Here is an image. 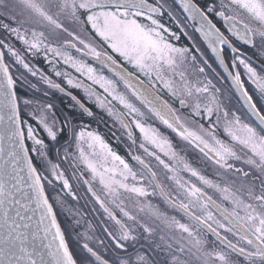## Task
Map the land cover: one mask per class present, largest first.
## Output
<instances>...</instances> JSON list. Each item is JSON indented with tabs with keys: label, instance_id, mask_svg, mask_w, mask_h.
Segmentation results:
<instances>
[{
	"label": "flooded vegetation",
	"instance_id": "flooded-vegetation-1",
	"mask_svg": "<svg viewBox=\"0 0 264 264\" xmlns=\"http://www.w3.org/2000/svg\"><path fill=\"white\" fill-rule=\"evenodd\" d=\"M4 1L20 11L26 7L23 0ZM61 1L49 0L41 11L45 26L31 33L34 38L27 43L0 24V45L15 80L28 149L70 242L85 247L74 236L70 216L75 214L92 231L86 244L109 264H134L138 256L141 264H264V129L231 82L239 71L256 107L264 106L259 91L264 84V0H188L189 11L179 0H141L128 8L88 0L94 26L83 12L75 18L67 15L69 6ZM196 11L206 26L194 25ZM57 21L75 31L76 38L57 27ZM217 29L211 44L219 50L223 41L231 45L229 51L237 49L234 66L231 58L218 65L206 46L207 33ZM42 39L86 67L78 72L63 57L37 51L32 45ZM66 41L76 50L65 48ZM108 59L148 85L185 131L165 124L161 114L104 65ZM87 67L95 73L89 74ZM48 79L60 88L50 86ZM68 79L80 89L68 86ZM87 163L103 164L107 176L127 187L102 185ZM131 188L143 189L144 195ZM212 202L247 232L232 225Z\"/></svg>",
	"mask_w": 264,
	"mask_h": 264
},
{
	"label": "water",
	"instance_id": "water-1",
	"mask_svg": "<svg viewBox=\"0 0 264 264\" xmlns=\"http://www.w3.org/2000/svg\"><path fill=\"white\" fill-rule=\"evenodd\" d=\"M140 1L96 0L97 4L102 6L127 8L139 6ZM179 2L186 11L191 9L188 0H179ZM194 15L200 21H195L194 25L200 27L207 25L197 11ZM103 63L110 70L118 69L119 71H111L128 83L142 99L147 96L151 103L146 104L153 111L164 113L170 123L180 131H185L177 122L174 111L148 85L109 59L107 63ZM13 97L15 107L11 103ZM16 97L15 82L0 46V264H71L69 254L76 264L29 153ZM240 98L258 125L264 129L257 112L249 109L242 96ZM212 203L232 225L247 232L231 214L225 212L216 203ZM174 205L195 222L202 224L216 239L237 251L235 246L228 243L207 224L181 206ZM87 253L102 264H109L95 252L88 249Z\"/></svg>",
	"mask_w": 264,
	"mask_h": 264
},
{
	"label": "snow or ice",
	"instance_id": "snow-or-ice-1",
	"mask_svg": "<svg viewBox=\"0 0 264 264\" xmlns=\"http://www.w3.org/2000/svg\"><path fill=\"white\" fill-rule=\"evenodd\" d=\"M212 3L215 4V0H212ZM92 7H99V5H92ZM201 9H203L204 7H206L205 5H201L200 6ZM78 12H83L86 14V19L89 21L90 25L95 24V20L96 17L91 13L90 11V6L86 3H80L77 4L75 2H73L72 4L69 5V10L67 12V15L71 16V17H76ZM217 15L218 17L223 16V13L220 11L219 8L216 9ZM209 22H212V17H208ZM56 26L59 27L61 30H65L68 31L73 38H76V33L75 31L71 30V29H66L65 25L61 24L59 21L56 22ZM218 32L219 30L217 29L216 33H213L211 31H209L207 33L208 36V40L209 43L206 45L207 47H209L210 52L212 53L214 60L217 62L218 65L224 64L225 59L226 58H231V61L233 62L234 66V61L236 59V57L233 55L234 52L237 51V49L232 48L231 51H229V48L231 47L230 44H225L223 41H221L220 46H219V50H217L216 47L212 46L211 44V40L212 39H216L218 36ZM83 43V41H81ZM247 42V41H245ZM34 48L37 49V51H44L45 53H50L55 55L56 57H63L64 59V63L65 64H69L70 62L72 63V67L76 70V71H81L83 70L86 66L81 64L79 61L75 60L74 57H72L70 54L68 53H62L59 49L58 46L56 45H49L45 40H41L39 43H34L32 45ZM65 48H71L72 50H76V45L72 44L71 42L66 41L64 44ZM97 58L99 57V53H96ZM47 58V57H45ZM240 63L244 66L245 70L251 74V76L256 77L257 73L256 71L248 64H246L242 59L240 60ZM101 67H103V63H101ZM87 72L89 74H94L96 69L94 67H87L86 68ZM112 71H119L118 69H111ZM54 71L55 76L60 77L61 73L59 71ZM120 75L123 76V73L120 72ZM233 86H234V90L238 91L240 96L243 97V99L245 100V102L248 104L249 109H251L252 111L257 112V114L259 115L260 118V122L261 125L264 126V106H262L261 108H257V100L253 98V94L249 91V88L246 86V81L241 79V73L238 71L235 75V78L231 81ZM47 83L50 86L56 87V88H60L59 84H53V82L48 79ZM66 84L70 87L76 88V89H80V85L76 82H74V80L72 79H68L66 80ZM259 91L264 94V84H261ZM73 99L76 100L77 97L73 96ZM145 102L146 103H151L150 100H148L147 96L144 97ZM13 104V106L15 107V98L13 97V101L11 102ZM82 107H84V105H82ZM162 119L164 120L165 124L169 123V120L166 118L164 113H161ZM42 119H44L45 117L41 116ZM49 135L52 136L53 138H55V132L53 131V129L49 128ZM81 136H83V133H81ZM87 166L89 167L90 171L93 173V179H96L97 177L99 178L100 182L102 185L108 187L109 189H111L113 184L119 185L121 188H126L127 186L122 184L121 181L116 180L114 177H110L107 176L106 173L109 172V169L104 166L103 164L101 165H93L91 163H87ZM102 169V170H101ZM123 175V174H121ZM124 179L127 180L128 177L125 175ZM132 192L138 193L140 195H144V191L141 188H131L130 189ZM101 205L103 206V202L100 201ZM104 211L106 214H111L113 216V218H115V214L114 213H110L109 209L104 207ZM127 215V213H125ZM116 223L119 225V220H116ZM187 230V229H185ZM127 238V237H125ZM65 252L67 254V249L65 248ZM221 259H223L221 257ZM69 260L71 261V264H75V261L72 260L70 254H69ZM143 260V257H136L134 258V264H141V261ZM125 264H128V262H125Z\"/></svg>",
	"mask_w": 264,
	"mask_h": 264
},
{
	"label": "rangeland",
	"instance_id": "rangeland-1",
	"mask_svg": "<svg viewBox=\"0 0 264 264\" xmlns=\"http://www.w3.org/2000/svg\"><path fill=\"white\" fill-rule=\"evenodd\" d=\"M71 0H63L61 3L69 6L71 4ZM83 2L87 3L88 0H83ZM24 6H26L21 11L16 8V6L6 3L4 0H0V24L6 27L12 34H18V37L24 43L33 39L34 36L31 33H36L34 31H41V24L45 26L43 21V14L47 10V6L50 5L49 0H23ZM39 15V16H38ZM37 34V33H36ZM33 36V38H32ZM36 155L40 158V151H36ZM162 217V216H161ZM161 217L162 224L165 225V222ZM71 220L74 223V226L77 229L76 236L81 239L87 247H91L92 245H88L91 239H93L90 228L86 225L83 218L80 215H72L70 216ZM170 224V223H167ZM178 225V224H177ZM179 226V225H178ZM180 227V226H179ZM183 227V226H182ZM190 231V229H189ZM193 240V238H189ZM82 249V247L79 245ZM83 250V249H82ZM81 253V251H78ZM84 264H88L86 260H83Z\"/></svg>",
	"mask_w": 264,
	"mask_h": 264
},
{
	"label": "trees",
	"instance_id": "trees-1",
	"mask_svg": "<svg viewBox=\"0 0 264 264\" xmlns=\"http://www.w3.org/2000/svg\"><path fill=\"white\" fill-rule=\"evenodd\" d=\"M66 235H67V234H66ZM74 236H75V239L78 238V237L75 235V233H74ZM66 237H67V236H66ZM67 241H68V243H69V246H70L72 252L74 253V256H75V258H76V260H77V264H84V263H83V260H86V261L88 262V264H98V263H96L92 258H90V257L85 253V251L82 250L79 246H75V245H73V244L70 242L69 238H67ZM78 251H81V253L78 252Z\"/></svg>",
	"mask_w": 264,
	"mask_h": 264
}]
</instances>
